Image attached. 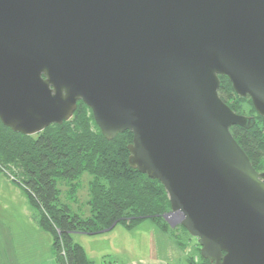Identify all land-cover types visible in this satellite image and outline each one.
<instances>
[{
  "label": "water",
  "instance_id": "obj_1",
  "mask_svg": "<svg viewBox=\"0 0 264 264\" xmlns=\"http://www.w3.org/2000/svg\"><path fill=\"white\" fill-rule=\"evenodd\" d=\"M220 75L264 116V0H0L2 123L39 134L83 100L108 140L132 131L205 259L264 264V172L230 130L256 119Z\"/></svg>",
  "mask_w": 264,
  "mask_h": 264
},
{
  "label": "trees",
  "instance_id": "obj_2",
  "mask_svg": "<svg viewBox=\"0 0 264 264\" xmlns=\"http://www.w3.org/2000/svg\"><path fill=\"white\" fill-rule=\"evenodd\" d=\"M220 77L219 95L231 109L243 114L248 104L255 114L253 126L232 125L230 130L254 167L264 172V116L254 108L251 97L236 93L229 77ZM77 105L69 121L50 124L35 135L15 132L0 119V174L9 173L24 188L35 221L52 235L57 264H93L75 240V232L97 234L120 222L134 228L151 219L167 233L178 228L189 233L184 226L174 229L164 218L171 201L162 182L131 166L132 131L108 140L90 107L83 100ZM84 173L91 176L88 201L92 214L88 216L62 202L59 185L65 182L68 195L77 199ZM196 244L198 254L187 257L185 264H214L202 256L199 240Z\"/></svg>",
  "mask_w": 264,
  "mask_h": 264
},
{
  "label": "rangeland",
  "instance_id": "obj_3",
  "mask_svg": "<svg viewBox=\"0 0 264 264\" xmlns=\"http://www.w3.org/2000/svg\"><path fill=\"white\" fill-rule=\"evenodd\" d=\"M244 107L243 114L255 117L248 104H244ZM90 179L89 173H84L81 177L77 199L68 195L65 182L63 185V181L59 183L63 192L62 202L68 203L73 211L83 216L92 214L88 201ZM30 210L31 205L24 188L9 173H1L0 264H21L20 257L26 256L34 248L47 247L46 245L51 248L52 235L36 224ZM176 230L172 234L167 233L153 220L146 219L134 228H127L120 222L106 232L80 235L79 240L83 241L84 248L90 255H95L96 264H185L187 257L199 252L197 238L184 229ZM28 263V259L23 262Z\"/></svg>",
  "mask_w": 264,
  "mask_h": 264
},
{
  "label": "crops",
  "instance_id": "obj_4",
  "mask_svg": "<svg viewBox=\"0 0 264 264\" xmlns=\"http://www.w3.org/2000/svg\"><path fill=\"white\" fill-rule=\"evenodd\" d=\"M30 212H32V207H31ZM31 215L33 217V214L32 213H31ZM33 220L35 221L34 217H33ZM36 224H37V222H36ZM86 234L85 233H82V232H75V240H77L80 244H82L83 246H85L84 243H83V241H80L79 240V237H80V235L86 236ZM46 246L47 247H45V246L44 247L39 246L37 248H34L29 254L27 253L26 256L23 255L22 257H20L21 260H22V263L21 264H23V262H24L25 259H28V261L30 262L28 264H57L56 257H54V253H53V246H51V248L48 245H46ZM86 252L88 253L89 256H91V259L93 260V264H96L97 262H96L95 255H90L87 250H86ZM103 257H105V256L103 255ZM17 261H18V259H17ZM17 261L15 263H17Z\"/></svg>",
  "mask_w": 264,
  "mask_h": 264
}]
</instances>
